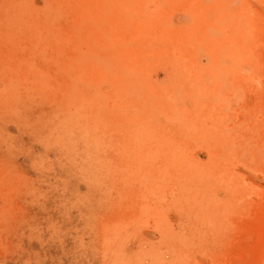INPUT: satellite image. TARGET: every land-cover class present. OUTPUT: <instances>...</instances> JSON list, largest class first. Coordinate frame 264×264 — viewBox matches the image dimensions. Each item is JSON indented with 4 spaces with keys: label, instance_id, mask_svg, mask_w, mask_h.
<instances>
[{
    "label": "rangeland",
    "instance_id": "374dc122",
    "mask_svg": "<svg viewBox=\"0 0 264 264\" xmlns=\"http://www.w3.org/2000/svg\"><path fill=\"white\" fill-rule=\"evenodd\" d=\"M0 264H264V0H0Z\"/></svg>",
    "mask_w": 264,
    "mask_h": 264
}]
</instances>
